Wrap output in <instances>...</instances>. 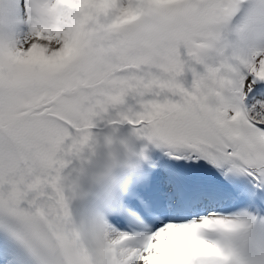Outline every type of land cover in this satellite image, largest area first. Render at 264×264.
Here are the masks:
<instances>
[{
  "label": "snow or ice",
  "instance_id": "1",
  "mask_svg": "<svg viewBox=\"0 0 264 264\" xmlns=\"http://www.w3.org/2000/svg\"><path fill=\"white\" fill-rule=\"evenodd\" d=\"M128 111L125 264H264V0H0V264H84L66 153Z\"/></svg>",
  "mask_w": 264,
  "mask_h": 264
},
{
  "label": "clouds",
  "instance_id": "2",
  "mask_svg": "<svg viewBox=\"0 0 264 264\" xmlns=\"http://www.w3.org/2000/svg\"><path fill=\"white\" fill-rule=\"evenodd\" d=\"M137 118V112L128 111L119 123L98 129L87 145L74 141L66 153L67 171L60 182L74 206L69 218L72 242L84 264H125L124 249L131 242L122 241L120 231L110 227L109 209L151 166L150 141L125 123Z\"/></svg>",
  "mask_w": 264,
  "mask_h": 264
},
{
  "label": "bare ground",
  "instance_id": "3",
  "mask_svg": "<svg viewBox=\"0 0 264 264\" xmlns=\"http://www.w3.org/2000/svg\"><path fill=\"white\" fill-rule=\"evenodd\" d=\"M126 130V129H125ZM148 168H145V170H147Z\"/></svg>",
  "mask_w": 264,
  "mask_h": 264
}]
</instances>
